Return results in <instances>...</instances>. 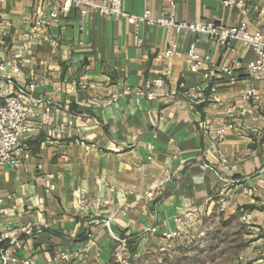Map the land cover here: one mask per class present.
Returning a JSON list of instances; mask_svg holds the SVG:
<instances>
[{"label": "crops", "instance_id": "obj_1", "mask_svg": "<svg viewBox=\"0 0 264 264\" xmlns=\"http://www.w3.org/2000/svg\"><path fill=\"white\" fill-rule=\"evenodd\" d=\"M59 1H0V20L10 23L0 38V63L5 72L16 64L15 87L34 84L32 97L51 108L48 119L31 121L32 133L21 140L29 151L22 167H0V231L16 240L18 260L130 264L171 239L203 235L217 224L218 199L225 195L229 204L219 222L229 227L235 218L243 228L226 264H264V114L243 100L249 87L264 96V72L247 69L254 52L238 41L220 45L205 34L72 7L26 53L35 11L52 10ZM245 1L244 11L222 0H121L120 7L156 18L168 17L173 5L177 22H244L264 33V0ZM170 41L179 55L163 58ZM191 45L203 67L214 70L211 79L188 70ZM155 78L177 92L174 100L138 94ZM194 88L202 99L190 102L183 93ZM231 106L237 111L228 115ZM226 124L232 128L218 139ZM150 191L156 195L145 198ZM83 198L109 206L86 209ZM245 213L248 224L241 221ZM27 225L40 232L20 235Z\"/></svg>", "mask_w": 264, "mask_h": 264}, {"label": "built area", "instance_id": "obj_2", "mask_svg": "<svg viewBox=\"0 0 264 264\" xmlns=\"http://www.w3.org/2000/svg\"><path fill=\"white\" fill-rule=\"evenodd\" d=\"M245 2V0H222L224 7L237 8L241 11L245 10ZM120 3L121 0H60L58 5L52 10L37 9L33 16L30 31L25 36L27 40L24 44L25 52H30L31 42L39 39L53 21L68 13L72 7H76L80 9L82 14L90 10L112 17L113 19H129L135 25L139 23L159 25L168 32L179 33L182 30H186L191 33L205 34L211 41L220 45H228L231 41L242 42L256 55V59L248 64L247 69L254 75L264 72V33L249 31L247 24L244 22L236 27L202 22H177L174 19L173 5L168 17L154 18L150 11H145L140 16H131L121 10ZM9 28L10 23L0 20V38L7 33ZM194 50L195 46L191 45L186 55L188 70L191 73H200L204 80L211 79L214 75V70L203 67V61L195 54ZM178 55L175 42L170 41L168 48L162 52L161 57L170 58ZM239 67L240 65L237 63L234 69H238ZM17 70L18 66L15 64L10 67L11 72H5L4 65L0 63V71L3 72L4 81L3 86L0 88V167L10 166L14 169L22 167L23 161L29 157V151L21 140L32 133L33 127L30 124L31 121H34L41 115L45 119H48L51 113L48 102L43 103V101H37L32 97V92L35 89L34 84H28L25 88L15 87L13 73ZM221 71L225 74H231L232 69L222 68ZM71 86L74 87L75 83H72ZM138 94L147 101L174 100L177 96V92L167 88L161 78L145 81ZM183 95L190 102H197L202 99V92L197 88L188 89ZM243 100L250 101L264 114V96L258 93L255 88H247L244 91ZM236 111L237 107L231 106L227 109V114L232 115ZM240 113L245 114L246 110L242 109ZM58 128L61 131L64 126L60 125ZM231 128V124H226L219 128L216 132L217 138L221 139L225 132ZM155 195L156 191H150L145 194V198L152 199ZM2 202L0 197V206ZM228 204L229 199L225 195H220L218 199L219 211L224 212ZM81 205L86 209H96L100 206L108 207L109 203L107 201L99 203L95 200L83 198ZM190 215V213H187L185 217H189ZM241 221L248 224L250 215L247 213L243 214ZM103 224L106 228H109L110 222L107 220ZM39 232L40 229L33 225H27L19 229L20 235L28 237ZM165 237L169 239L172 235H165ZM7 240H9V243L5 244ZM15 242L16 240L10 239L6 231H0V264H33L30 259L18 260L16 251L13 248Z\"/></svg>", "mask_w": 264, "mask_h": 264}, {"label": "rangeland", "instance_id": "obj_3", "mask_svg": "<svg viewBox=\"0 0 264 264\" xmlns=\"http://www.w3.org/2000/svg\"><path fill=\"white\" fill-rule=\"evenodd\" d=\"M221 214L215 215L216 225L210 226L203 235L186 240H169L155 251L130 264H226L233 259L234 252L227 250L237 247L238 236L243 228L235 218L234 224L225 227L219 222ZM226 252H228L226 254Z\"/></svg>", "mask_w": 264, "mask_h": 264}]
</instances>
